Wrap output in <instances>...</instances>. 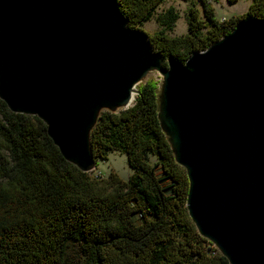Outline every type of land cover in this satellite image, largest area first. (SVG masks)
Here are the masks:
<instances>
[{
	"label": "water",
	"instance_id": "water-1",
	"mask_svg": "<svg viewBox=\"0 0 264 264\" xmlns=\"http://www.w3.org/2000/svg\"><path fill=\"white\" fill-rule=\"evenodd\" d=\"M163 61L116 0H0L7 108L38 117L62 157L89 172L101 113L132 106L157 73V119L198 234L229 264H264V18H242L183 63Z\"/></svg>",
	"mask_w": 264,
	"mask_h": 264
},
{
	"label": "trees",
	"instance_id": "trees-1",
	"mask_svg": "<svg viewBox=\"0 0 264 264\" xmlns=\"http://www.w3.org/2000/svg\"><path fill=\"white\" fill-rule=\"evenodd\" d=\"M163 1L116 3L128 27L139 29ZM184 1L185 34L170 35L179 17L171 5L156 14L159 28L148 34L163 67L168 56L183 63L244 17L264 18V0L222 20L214 0H197L200 8ZM157 83H140L132 106L103 111L91 131L94 158L126 154L133 170L127 180L113 171H81L62 157L38 117L13 113L0 99V264H229L187 213L188 179L159 126Z\"/></svg>",
	"mask_w": 264,
	"mask_h": 264
},
{
	"label": "rangeland",
	"instance_id": "rangeland-1",
	"mask_svg": "<svg viewBox=\"0 0 264 264\" xmlns=\"http://www.w3.org/2000/svg\"><path fill=\"white\" fill-rule=\"evenodd\" d=\"M198 8H200L199 2L197 0H193ZM252 0H238L233 3L227 2V0H214L213 7L215 16L217 19L222 20L225 18H229L232 16H237L245 13L251 4ZM169 5L175 7V9L179 13V17L176 20L175 27L173 31L170 32L171 36H179L185 34L187 32V24L185 20V11L186 8L190 5V2L184 0H164L155 10L153 16L148 21L143 22L139 29L145 31L147 34H152L156 31L159 26L155 20V16L157 13L164 10ZM221 18V19H220ZM154 79H158L159 75L157 73H152L150 75ZM96 166L91 170V175L95 177L106 176L110 171L117 173V175L123 179L127 180L130 174H132L133 170L129 168L127 164V157L125 153L119 151H110L108 153L107 159L103 160L99 157L95 158ZM150 160L152 163H155L156 158L154 156H150ZM214 254L216 251H210Z\"/></svg>",
	"mask_w": 264,
	"mask_h": 264
},
{
	"label": "crops",
	"instance_id": "crops-1",
	"mask_svg": "<svg viewBox=\"0 0 264 264\" xmlns=\"http://www.w3.org/2000/svg\"><path fill=\"white\" fill-rule=\"evenodd\" d=\"M223 17H225V16H222L221 18L223 19ZM216 18H217V17H216ZM221 18H220V19H221Z\"/></svg>",
	"mask_w": 264,
	"mask_h": 264
},
{
	"label": "built area",
	"instance_id": "built-area-1",
	"mask_svg": "<svg viewBox=\"0 0 264 264\" xmlns=\"http://www.w3.org/2000/svg\"><path fill=\"white\" fill-rule=\"evenodd\" d=\"M215 248V247H214ZM216 249V248H215Z\"/></svg>",
	"mask_w": 264,
	"mask_h": 264
}]
</instances>
